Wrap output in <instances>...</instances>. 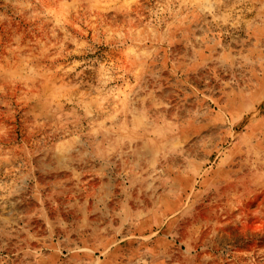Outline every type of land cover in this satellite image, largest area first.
I'll return each mask as SVG.
<instances>
[{"label":"rangeland","instance_id":"374dc122","mask_svg":"<svg viewBox=\"0 0 264 264\" xmlns=\"http://www.w3.org/2000/svg\"><path fill=\"white\" fill-rule=\"evenodd\" d=\"M260 129L264 0H0V264H264Z\"/></svg>","mask_w":264,"mask_h":264},{"label":"bare ground","instance_id":"6f19581e","mask_svg":"<svg viewBox=\"0 0 264 264\" xmlns=\"http://www.w3.org/2000/svg\"><path fill=\"white\" fill-rule=\"evenodd\" d=\"M260 134L264 137V129H260L256 132V139H258V136ZM249 146H250V142H247L244 148L240 147L241 150L246 148V152H245L246 156L251 155L252 150H250L251 147L249 148ZM262 169H264V163H261L259 161H253L251 167H249V175H246L241 179H237L235 181H230V182L227 178H225L223 186L217 187L215 185H212L214 187L212 191H214V194H216V196H222L230 192H238V189L240 187L244 188L247 182H255V181L260 182L261 180H263L264 174L262 172H259ZM221 219L222 218L217 217L216 223L221 222L222 221Z\"/></svg>","mask_w":264,"mask_h":264}]
</instances>
